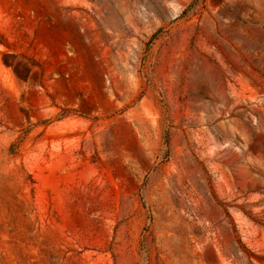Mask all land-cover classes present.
<instances>
[{
	"label": "rangeland",
	"instance_id": "1",
	"mask_svg": "<svg viewBox=\"0 0 264 264\" xmlns=\"http://www.w3.org/2000/svg\"><path fill=\"white\" fill-rule=\"evenodd\" d=\"M0 264H264V0H0Z\"/></svg>",
	"mask_w": 264,
	"mask_h": 264
},
{
	"label": "bare ground",
	"instance_id": "2",
	"mask_svg": "<svg viewBox=\"0 0 264 264\" xmlns=\"http://www.w3.org/2000/svg\"><path fill=\"white\" fill-rule=\"evenodd\" d=\"M198 83V82H197ZM200 84V83H199ZM195 85H197L196 83H195ZM199 203V202H198ZM196 204V203H195ZM200 206V205H199ZM198 207V206H197Z\"/></svg>",
	"mask_w": 264,
	"mask_h": 264
}]
</instances>
